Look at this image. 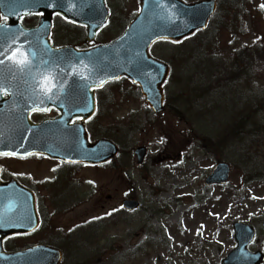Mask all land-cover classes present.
Wrapping results in <instances>:
<instances>
[{"label":"rangeland","instance_id":"obj_1","mask_svg":"<svg viewBox=\"0 0 264 264\" xmlns=\"http://www.w3.org/2000/svg\"><path fill=\"white\" fill-rule=\"evenodd\" d=\"M255 1L261 10L256 23L264 32V0ZM109 7L114 13L113 20L109 30L98 36L99 40H111L121 33L125 25H121V30L116 33L118 21H124L137 9V0H109ZM246 28L245 34L239 32L235 35L231 29L209 31L208 41L222 63L227 64L230 59L227 47L255 41L257 32L251 19L247 21ZM56 34L59 35L58 40L61 37L67 42L79 36L74 29ZM190 41L186 42L184 53H180L177 47L173 77L165 90L167 109L158 117L148 112L147 103L140 94L133 92L130 83L124 81V88L106 91L104 97H118L117 100L123 101H115L113 111L109 109L111 114L103 115L95 126L103 128L109 122L131 119L124 131L127 137L124 151L117 162L126 166L130 178L118 168L79 167L76 189H69L71 196L73 189L77 190L73 196L79 203L59 215L56 224L68 232L77 224L92 223L83 226V234H77L78 238L84 237L82 242L79 241L76 246L71 243L65 245L64 264H222L237 246L233 229L236 221L249 223L256 230V238L249 245V250L264 251V127L252 134L259 146L254 147L255 157L246 165L234 161L237 151L213 153L210 150L202 135L206 133L205 129L215 131L229 109L222 101V107L208 111L205 117L197 113L199 107H209L223 99L220 96L225 95L221 91L225 90L224 76L215 74L204 78L203 75L202 78L195 69L184 70L181 56L193 53L189 45L197 49L198 59L204 50L199 48V42ZM155 50L157 54L158 51L164 53L160 54L162 56L166 54L169 60L175 58L176 50L169 44L159 43ZM261 62L252 68L255 77L252 87L255 90L264 81V65ZM192 72L193 81L190 82L187 77ZM217 80H220V85H217ZM208 84L215 87V96L195 97L193 89L198 87L203 90ZM176 111L177 114L174 113ZM213 114L218 115L217 118H213ZM191 129L195 130L196 142L188 136ZM111 135L120 144V140L115 138L117 134ZM252 135H246V138ZM139 145L148 147V156L142 168L137 166L132 153ZM220 160L231 165L229 182L206 185V176ZM67 192V188L63 187V193ZM127 194H133L140 201L138 210H119ZM100 225L104 227L99 228ZM37 239H42V235ZM19 242L26 244L30 240ZM260 264H264V259Z\"/></svg>","mask_w":264,"mask_h":264},{"label":"water","instance_id":"obj_2","mask_svg":"<svg viewBox=\"0 0 264 264\" xmlns=\"http://www.w3.org/2000/svg\"><path fill=\"white\" fill-rule=\"evenodd\" d=\"M6 14L13 21L29 12H43L40 24L19 40L21 51L36 52L29 70H22L29 78L19 82L13 97H67L69 108L77 110L84 119L89 118L95 109V93L92 88L99 82L117 79L121 76L131 78L139 84L143 94L155 112L165 109L163 84L169 76L167 64L152 58L149 47L153 41L167 37L179 41L198 29H205L217 9V0H200L185 3L181 0H142V12L131 23L127 32L118 40L88 50L74 47H52L49 40L51 20L54 12H60L71 20L88 26L89 37L106 22L107 10L104 0H3ZM3 33H5L3 31ZM14 41V40H13ZM15 46V45H13ZM16 49V48H15ZM3 52V51H2ZM3 52L5 55L11 53ZM2 58V57H1ZM9 61V60H5ZM54 77L57 87L50 93H44L40 86L43 77ZM103 83V84H104ZM74 116V115H73ZM72 116V117H73ZM66 123L61 119V129L51 122L36 128L40 138L34 142L54 158L88 164L105 163L119 153L118 146L108 139H99L90 143L83 124L74 128L69 124L70 115H65ZM146 147H138L135 154L138 164L142 165L146 156ZM230 175L227 163H218L206 178V183H225ZM124 206L133 209L136 201L126 200ZM33 204L35 221L29 229L0 228V264H60L61 251L46 245H36L18 252H5L2 240L16 232H27L37 226L38 219ZM239 246L223 261V264H258L262 254L247 251L248 243L254 237L249 225L235 224Z\"/></svg>","mask_w":264,"mask_h":264},{"label":"trees","instance_id":"obj_3","mask_svg":"<svg viewBox=\"0 0 264 264\" xmlns=\"http://www.w3.org/2000/svg\"><path fill=\"white\" fill-rule=\"evenodd\" d=\"M259 11L261 10L255 0H221L218 15L213 21V30L218 32L231 29L233 35L239 32L245 34L248 30L246 23L251 19L252 26L257 32V38L253 43L248 45L227 47L230 55L227 64L219 62V58H217L218 53L213 50L210 52L207 50V57L203 61L198 59L193 61L196 74H200L202 78L203 75L205 76L204 78H207L209 75L211 77L216 68L219 72L226 75V96L220 97L226 99L224 101L229 104L226 105L229 109L228 113L224 115V121L219 122V127L214 132H206L208 134L205 133L202 137L213 153L234 149L238 154L237 159H234V161L238 163L240 161L244 165L254 159V147L256 146L257 148L259 146V144H256V136L252 134L258 133L259 128L264 127V81L261 87H258L256 90L252 87L255 78L252 69L253 65L261 61L260 64L264 65V32L260 30L256 23ZM195 37L192 41L199 42V48L209 45L207 33L197 34ZM191 57V55L187 56L189 60H191ZM262 79L264 80V78ZM187 80L193 81V72L188 75ZM218 82L219 80L216 83L218 84ZM133 88V92L137 95L139 90L135 87ZM214 92V88L210 84L206 85L203 90L198 87L193 89L195 97H205L206 94H214L212 95L214 97ZM231 96L233 97L230 98ZM229 107H232L233 110ZM211 108H216L215 104L211 107H201V110L207 112ZM100 116L98 114L97 118ZM212 116L213 118H217L218 115L213 114ZM129 123H131V119L128 117L123 120L114 121L108 127L113 128L112 132L114 134L124 135V133H117L116 131H123ZM98 133L109 135L110 131L106 129L103 133L101 131H98ZM194 133L195 130L191 129L188 132V136L192 138L193 142H196ZM250 134L252 137L246 138V135ZM113 164H115L114 166L118 164L115 168L123 172L124 168L122 165L119 163Z\"/></svg>","mask_w":264,"mask_h":264},{"label":"flooded vegetation","instance_id":"obj_4","mask_svg":"<svg viewBox=\"0 0 264 264\" xmlns=\"http://www.w3.org/2000/svg\"><path fill=\"white\" fill-rule=\"evenodd\" d=\"M6 22H8V18L0 13V25ZM21 22L25 27L32 26L29 22V16L22 18ZM4 96L0 97V106H2L4 99L9 98L7 94ZM0 112L2 111L0 110ZM59 115L58 109L51 106L47 111L33 110L30 112L29 117L33 123L40 124L48 119L57 118ZM79 120L80 118L75 121ZM3 123L4 120L0 118V126ZM36 153L40 152H32L31 155L27 156H0V181L16 182L21 187L35 194L41 221L43 218L47 221L49 220V222L56 221L62 207L55 203H62V198L66 195L63 193V187H66L68 192L71 187H75L76 189L79 182L76 174L80 164L67 163L52 159L44 153H41L42 155H36ZM75 189H73L74 193ZM18 190L16 189V193H18ZM16 193H13V195ZM39 235L49 237L50 233L40 227L29 234L17 235L15 237L17 239L30 240L28 244L33 245L35 243H42L41 239H37ZM61 236L60 241L63 243L71 241L70 238H63V234Z\"/></svg>","mask_w":264,"mask_h":264},{"label":"snow or ice","instance_id":"obj_5","mask_svg":"<svg viewBox=\"0 0 264 264\" xmlns=\"http://www.w3.org/2000/svg\"><path fill=\"white\" fill-rule=\"evenodd\" d=\"M162 39H167V37H161ZM0 65L4 64L5 60H9L12 63V67H15L18 71L20 70H29L32 67L33 61L36 57V52L32 51L29 53L28 51H21L19 49L12 50L11 53L5 55L2 50H0ZM103 81L99 82V86H103ZM40 86L43 88L44 93L52 92L56 87L55 78L54 77H43L40 81ZM6 94V87L3 79H0V95ZM52 97L49 95L48 99ZM35 111H40L39 108H34ZM47 111L48 109H43ZM7 148V145H4ZM27 156L31 155V153H18L16 151H0V156ZM36 155H42L41 153H36ZM110 214V213H109ZM30 219V218H29Z\"/></svg>","mask_w":264,"mask_h":264}]
</instances>
